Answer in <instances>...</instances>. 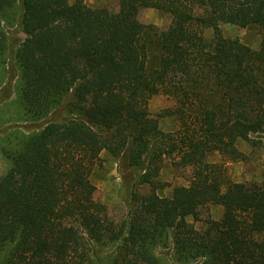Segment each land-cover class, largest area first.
I'll use <instances>...</instances> for the list:
<instances>
[{
  "label": "trees",
  "instance_id": "1",
  "mask_svg": "<svg viewBox=\"0 0 264 264\" xmlns=\"http://www.w3.org/2000/svg\"><path fill=\"white\" fill-rule=\"evenodd\" d=\"M145 7L168 14L167 26L140 21ZM221 22L264 29V0H118L117 10L0 0V82L10 64L16 73L0 125L60 106L64 116L1 137L0 264H172L158 246L180 264H264V180H231L207 159L245 161L237 140L264 134V37L253 48L224 36ZM14 25L24 37L12 46ZM157 93L175 102L173 131L149 114ZM101 151L140 170L119 222L94 198ZM164 158L188 170L170 196L154 179ZM208 204L222 206L219 218L186 221ZM108 245L106 256L92 249Z\"/></svg>",
  "mask_w": 264,
  "mask_h": 264
},
{
  "label": "rangeland",
  "instance_id": "2",
  "mask_svg": "<svg viewBox=\"0 0 264 264\" xmlns=\"http://www.w3.org/2000/svg\"><path fill=\"white\" fill-rule=\"evenodd\" d=\"M72 1V0H70ZM91 6H106L110 10H117L118 0H85ZM138 19L144 23H151L159 28H165L169 23L170 16L166 13L152 7L141 8L138 12ZM221 33L226 37L238 38L245 44L257 48L260 40L264 37V29L258 26H238L236 24L221 22L219 23ZM7 31L11 39L12 46L19 42L24 33L19 26L14 25L8 27ZM202 32L207 39L212 38V28L203 27ZM13 56L10 57L12 62ZM13 64V63H12ZM8 75L4 81L0 82V120L2 117L9 119L7 115L10 114V109H6L7 104H10L13 97V82L15 78V70L10 64L8 67ZM6 103V104H5ZM5 105V106H4ZM175 102L172 97L157 93L148 99V111L150 116L156 118L159 127L163 131H173L178 127V120L174 114L166 113L173 109ZM62 107H58L55 111L50 113L48 117L37 121H23L15 122L8 121L0 125V141L5 132L12 126H20L26 131L36 129L48 121H56L63 118ZM251 138L255 141L237 140L236 145L238 149L243 151L246 159L243 160H226L222 159L217 153L208 156V160L221 164L224 173L231 180H264V134L254 133ZM1 143V142H0ZM100 160L90 172V180L95 185L94 198L104 203L110 217L114 221H121L128 209V198L131 187V182L134 178L135 172H140L139 169L120 168L118 161L101 151ZM9 166V161L2 155L0 151V175L3 174ZM188 170L176 168L170 164L168 158H164L159 172L154 179L157 181L156 191L159 194L170 196L172 189L176 185L187 184L186 175ZM135 188V186H134ZM149 186H138L136 189L144 192ZM222 213V206L219 204H208L200 209L199 220H194L191 215L185 217L186 221L193 223L197 228L201 227L205 220L209 217L219 218ZM114 245L106 247L93 246L94 253L108 255L113 249ZM156 253H160L168 257L172 264H180L171 258V249L167 247L158 246L155 249ZM200 259L190 261L186 264H199ZM185 264V263H182Z\"/></svg>",
  "mask_w": 264,
  "mask_h": 264
}]
</instances>
